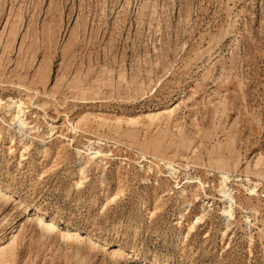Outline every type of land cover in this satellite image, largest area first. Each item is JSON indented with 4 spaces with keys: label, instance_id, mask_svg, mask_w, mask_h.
<instances>
[{
    "label": "rangeland",
    "instance_id": "obj_1",
    "mask_svg": "<svg viewBox=\"0 0 264 264\" xmlns=\"http://www.w3.org/2000/svg\"><path fill=\"white\" fill-rule=\"evenodd\" d=\"M151 256L264 264V0H0V264Z\"/></svg>",
    "mask_w": 264,
    "mask_h": 264
},
{
    "label": "bare ground",
    "instance_id": "obj_2",
    "mask_svg": "<svg viewBox=\"0 0 264 264\" xmlns=\"http://www.w3.org/2000/svg\"><path fill=\"white\" fill-rule=\"evenodd\" d=\"M9 101L12 104H16L19 107L18 113L14 112V113H12V115H15L18 118V120H20V117H19L20 113L19 112L21 111V108H22V106H21V104H23L22 101L20 99H16V97H11L9 99ZM18 102H21V103H18ZM19 126H21L20 130L23 129L24 122L22 120H20V125ZM222 192L224 194V199L229 203V207H231L232 206L231 201H233L232 195L229 192H227L226 190H223ZM224 213H225L226 216H230V217L232 216L231 210L224 209ZM150 260L153 261L154 263L168 264L167 261L161 260L157 256H151Z\"/></svg>",
    "mask_w": 264,
    "mask_h": 264
}]
</instances>
